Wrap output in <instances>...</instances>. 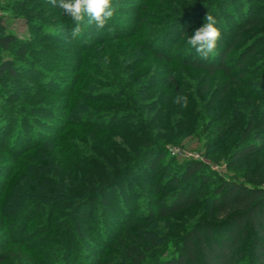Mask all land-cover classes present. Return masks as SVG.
<instances>
[{
    "label": "rangeland",
    "instance_id": "374dc122",
    "mask_svg": "<svg viewBox=\"0 0 264 264\" xmlns=\"http://www.w3.org/2000/svg\"><path fill=\"white\" fill-rule=\"evenodd\" d=\"M114 4L117 11L103 29H97L95 24L86 25L82 35L72 39L67 30L74 26L73 21L49 0H0L1 32L18 38L2 55L14 59L16 64L20 57L26 59L24 65L32 64L29 67L31 73L21 72L18 79L7 76L0 80V104L6 105L10 101L26 113L28 123L22 128V134L27 135L22 138L29 136L13 149L11 146L20 133V124L16 115H5L10 133L6 137L8 146L0 145V257L4 260L0 264H31L30 244L41 247L56 264H118L124 255L118 246L120 237L129 232L138 237H146L148 233L149 237L152 231L157 235L158 244L154 247L158 252L150 251V257L170 258L181 249L183 240L177 238L182 231L208 217L205 202L214 188L213 182L200 180L192 184L191 180H183L185 165L192 161L202 162L219 180L237 176L240 172V168L228 160L229 152L218 153L216 149L213 153V147L206 145L222 125L209 118L208 130L200 134L194 130L193 134L178 142L156 148L128 171L124 179L108 187L90 204L73 209L74 204L58 194L56 200L51 194L42 201L35 200L33 191L37 190L30 189L34 179L52 174L60 181H73L84 171L90 173V167L79 161L82 158L91 160L95 156L91 153L97 140L93 145L87 142L96 135L90 123L107 128L129 121L111 117L115 109L125 111L126 108L118 103L128 100L114 97L111 82L107 81H110L108 71L131 70L144 58L142 41L129 43L119 38L126 32L140 30L144 37H154L155 46L184 56L194 50L186 42L188 36L203 24L204 16L209 13L216 19V27L221 32L213 56L230 48L226 63L234 71L237 70L236 63L245 57L242 64L248 74L242 77V81L249 88L264 89V0H229L221 7L219 0H114ZM244 12L247 17L252 16L256 24L236 34L233 19L240 20L242 26L240 16ZM16 13L21 14L18 17ZM168 17L172 22L163 27V20ZM187 25L193 27V32L181 36V27ZM220 40H224L221 48ZM20 46L26 50L19 52ZM164 64L165 61L157 59L151 61L152 68L145 81L139 84L138 92L164 100L165 94L161 92L170 90L164 82ZM140 69L141 74L146 73L147 63ZM136 72L138 75L139 71ZM183 75L191 83L189 91L192 88L201 91L206 79L210 81L208 84L213 93L206 107L211 109L214 105L210 103L218 99L220 88L228 81L222 73L207 78L189 70ZM111 94L117 100L116 104L110 106L101 102ZM74 103L84 115L85 111L97 112L74 119L72 115L78 113V110L71 112ZM181 116L173 121L178 119L180 124L189 121L185 115V118ZM151 119L160 122L157 129L163 128L162 116L155 109L151 110ZM73 121L84 122L74 126L71 125ZM174 122L173 125L179 124ZM61 137L64 142L60 141ZM60 143L80 145L87 150V155H76L75 158L66 155ZM220 155L225 156L219 158ZM84 187L86 185L80 184L77 189ZM181 187L188 196L194 195L195 203L178 211L167 210L168 215H163V208L171 209L169 204ZM76 217L81 221L80 231L72 229ZM67 247L68 252L59 261ZM164 247L166 250L162 252ZM151 258L150 262H153Z\"/></svg>",
    "mask_w": 264,
    "mask_h": 264
},
{
    "label": "trees",
    "instance_id": "16d2710c",
    "mask_svg": "<svg viewBox=\"0 0 264 264\" xmlns=\"http://www.w3.org/2000/svg\"><path fill=\"white\" fill-rule=\"evenodd\" d=\"M31 1L33 0H27V2ZM219 1L222 2L221 7L226 5L229 0ZM244 13L240 16L243 18L242 26L240 20L233 19L236 34H241L245 28L256 24L255 20L251 18L252 16L247 17V14ZM19 14L21 13H16V16L19 17ZM26 16L29 20V15ZM170 18L163 20V25L162 23L161 25L164 27L172 22ZM133 32H126L119 38L125 39L129 43L142 41V45L144 44V58L134 66L139 74L136 75L138 72L134 71V68L131 70L122 69V71L111 70L107 73L110 78V81H107L111 82L113 96L120 97L121 101L128 100L126 103H118L126 108L125 111L115 109L116 111L111 113V117L127 118L129 121L113 126L108 125L107 128L98 123H90L91 129L96 135L87 142H91L93 145L97 140L96 146H92L93 153H91L97 157L94 156L91 160L84 158H82L84 160H79L85 167H90V173L86 174L84 171L85 174L82 172L81 176L73 181L65 179L60 181V178L52 174L45 178H37L39 180L34 179L30 183V189L37 190L33 191L35 200L42 201V198L47 194L53 195L55 199L58 194L74 204L73 209L90 204L108 187L114 186L124 179L123 177L128 171L156 148L171 142H178L183 137L193 134L194 130H197L196 134H200L201 131L209 129L207 125L209 118L215 119L222 125L217 128L215 137L209 139L206 145L208 148L213 147V153L216 149L218 153L229 152L228 160L232 165L240 168L239 174L219 180L213 172L207 170L208 166L202 162H189L185 165L183 180H191L192 184H196L200 180L204 183L213 182L214 188L205 202L208 207V217L200 221L199 224L197 221L196 224L182 231V235L177 238L183 240L180 251L167 259L158 257L152 259L150 257L152 256L150 251L156 250L154 245L158 244L156 243L157 235L153 231L149 237L148 233L146 237L143 235L134 236L131 232L127 233V236H122L119 239L118 246L123 250L124 255L118 264H264V89L249 88L242 81V77H246L248 74L247 68L245 69L242 64L245 57L241 62L236 63V71L226 63V56L230 54V48L218 52L215 56L211 54L207 59H202L195 49L193 52L181 56L174 51H166L155 46L157 42H154V37L150 38L149 35L144 37L140 30ZM192 32L193 27L191 26L181 27V36ZM16 41H18L16 35L4 31L0 33V80L7 76L18 79L21 72L31 73L29 67L32 64L24 65L26 59L20 57L21 59L19 58L16 64L14 59L2 55V52L8 50ZM223 42L224 40H220V48L221 45H224ZM23 46H20L19 52L26 50ZM253 50L252 48V54ZM154 59L166 62L163 69L164 82L170 87V90L161 92L165 94L163 101L155 95V97H149V95L137 91L139 84L145 81L149 69L152 68L150 64ZM145 63H147L148 70L141 74L140 68ZM189 70H193L200 76L203 74L207 78L220 73L228 77V81L220 88L218 99L210 103L212 106L214 105L212 109L206 107L213 93L208 84L210 81L206 79V82L203 83L206 86L204 88L202 84L204 89L201 86V91H198L200 88H192L193 90L189 91L191 83L187 76L183 75ZM218 89L219 87L216 91ZM112 94L106 95V98L101 102L105 101L110 106L116 104L117 100ZM177 95L187 97L186 106L174 102ZM139 107L142 110H138ZM152 109L162 116L163 128L157 129L160 122L152 121ZM76 110L78 113L74 112ZM185 110L187 114H185ZM92 111L90 113L85 111L84 115V111L79 113L76 103L71 107V112L75 113L72 115L74 119H76L75 117H86V113L90 116L97 112ZM11 114L16 115L20 124L18 128L20 133L17 134L11 146L13 149H17L18 145L29 139V136L22 138L24 134L27 135L26 133L22 134V130H24L22 128L26 127L28 122L26 113L10 101L6 105L0 104V145L8 146L6 137L10 131L9 121L5 115L10 116ZM178 115H183L181 118L185 115L189 121L180 124L181 121L176 119L177 122H174V118H177ZM83 122L73 121L71 125H81ZM173 122L179 124L173 125ZM88 124L86 126L89 127ZM63 139L64 137H61L60 141L64 142ZM60 145L66 155H72L73 158L76 155L82 157L87 155L85 154L87 150L81 148L80 145L73 143L68 145L60 143ZM119 155L124 157L121 158ZM224 156L220 155L219 158H224ZM96 161L98 162L95 163ZM155 166L154 164L153 167ZM78 170L80 171L79 168ZM80 184L86 185V187L77 189ZM192 195L188 196L181 187L174 194L172 203L169 204L171 209L163 208L162 214L168 215L170 210L178 211L195 203V197ZM62 198L60 199L63 200ZM207 201L209 202L207 203ZM72 229L82 230L78 217L73 221ZM28 247L31 248V264L32 262L41 264V261L44 264H56V261L50 260V256H46L47 253L37 244H30ZM68 249L67 247L62 251L59 261L64 258ZM164 250L166 247L162 249V252ZM150 258L153 262H150ZM0 261L3 262V258L0 257ZM104 264L114 263L106 262Z\"/></svg>",
    "mask_w": 264,
    "mask_h": 264
},
{
    "label": "clouds",
    "instance_id": "9594fccd",
    "mask_svg": "<svg viewBox=\"0 0 264 264\" xmlns=\"http://www.w3.org/2000/svg\"><path fill=\"white\" fill-rule=\"evenodd\" d=\"M49 2L73 21L74 26L70 30L72 39L81 36L86 25L95 24L97 29H103L117 11L114 0H49ZM203 20V24L188 36L186 42L202 59H207L214 53L221 32L216 27L217 21L213 15L206 13ZM174 102L186 106L187 97L177 95Z\"/></svg>",
    "mask_w": 264,
    "mask_h": 264
}]
</instances>
